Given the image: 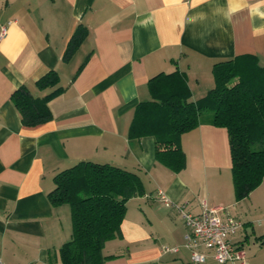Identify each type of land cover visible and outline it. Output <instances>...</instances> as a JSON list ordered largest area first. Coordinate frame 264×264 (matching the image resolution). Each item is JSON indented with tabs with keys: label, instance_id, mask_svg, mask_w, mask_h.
Listing matches in <instances>:
<instances>
[{
	"label": "crops",
	"instance_id": "obj_1",
	"mask_svg": "<svg viewBox=\"0 0 264 264\" xmlns=\"http://www.w3.org/2000/svg\"><path fill=\"white\" fill-rule=\"evenodd\" d=\"M8 21L0 38L3 264H60L70 210L53 206L48 193L56 173L82 160L133 171L145 190L126 202L122 236L105 242L103 264H192L172 203L198 213L203 202L243 223L231 240L243 243L248 264H264V176L235 199L225 128L203 123L182 133L179 172L156 160L152 136L128 135L154 75L183 72L196 100L214 86V63L251 56L264 66V0H0V27ZM79 24L86 36L63 61ZM50 70L60 87L48 102L52 118L25 126L10 95L21 85L48 94L54 87L36 82Z\"/></svg>",
	"mask_w": 264,
	"mask_h": 264
},
{
	"label": "trees",
	"instance_id": "obj_2",
	"mask_svg": "<svg viewBox=\"0 0 264 264\" xmlns=\"http://www.w3.org/2000/svg\"><path fill=\"white\" fill-rule=\"evenodd\" d=\"M79 24L62 54L68 61L86 36ZM214 86L202 97L190 99L183 72H160L148 81L151 99L139 102L129 125V137L152 136L155 158L173 172L185 166L180 135L207 123L226 129L231 176L236 200L249 195L264 176V66L251 56L214 63ZM55 70L39 78V89L54 87L42 97L33 96L25 85L10 100L25 126L51 120L49 100L60 91ZM48 193L53 206L70 210V238L58 249L60 264H103L106 241L121 238L126 202L145 193L139 175L109 163L82 160L56 173Z\"/></svg>",
	"mask_w": 264,
	"mask_h": 264
},
{
	"label": "built area",
	"instance_id": "obj_3",
	"mask_svg": "<svg viewBox=\"0 0 264 264\" xmlns=\"http://www.w3.org/2000/svg\"><path fill=\"white\" fill-rule=\"evenodd\" d=\"M11 23L8 21L0 27V38ZM179 212L186 227L182 247L189 251L192 264H248L243 243L233 242L231 238L243 227V223L232 216L221 215V206H207L204 202L198 213H191L182 205L172 203ZM178 246L165 248L177 251ZM0 264H3L0 258Z\"/></svg>",
	"mask_w": 264,
	"mask_h": 264
}]
</instances>
